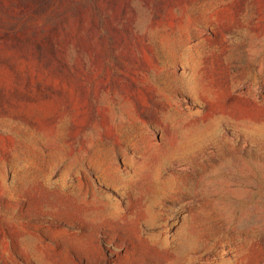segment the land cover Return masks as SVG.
I'll use <instances>...</instances> for the list:
<instances>
[{"label":"rangeland","instance_id":"obj_1","mask_svg":"<svg viewBox=\"0 0 264 264\" xmlns=\"http://www.w3.org/2000/svg\"><path fill=\"white\" fill-rule=\"evenodd\" d=\"M0 264H264V0H0Z\"/></svg>","mask_w":264,"mask_h":264}]
</instances>
